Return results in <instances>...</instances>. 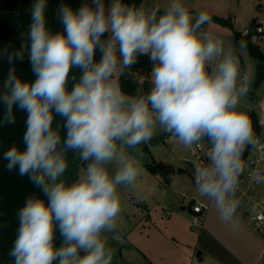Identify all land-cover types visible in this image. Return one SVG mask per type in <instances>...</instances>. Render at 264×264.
<instances>
[{"label":"clouds","instance_id":"9594fccd","mask_svg":"<svg viewBox=\"0 0 264 264\" xmlns=\"http://www.w3.org/2000/svg\"><path fill=\"white\" fill-rule=\"evenodd\" d=\"M46 7V0H36L28 33L35 81L24 82L10 69L0 96L7 109L4 122H15L14 105L28 113L26 150H7V169L18 166L49 201L29 197L19 211L10 252L14 264H112L114 249L106 234L117 231L121 191L136 187L144 171L140 145L151 143L157 129L185 150L208 144L207 163L193 169L195 187L201 198L214 202L220 220L235 227L241 176L249 169L244 153L264 148L250 116L255 110L247 99L250 75L241 69L247 42L226 44L207 30L211 16L194 14L184 0L151 7L111 0L107 11L104 0L78 10L62 5L64 30L55 34L46 27ZM26 47L5 53L9 63L23 61ZM140 55L153 64L152 86L129 96L119 77ZM73 67L82 75L69 91ZM53 110L66 120L63 147L52 127ZM68 149L90 161L72 184L60 179ZM248 176L252 184L264 185V168H250ZM57 226L63 237L58 248Z\"/></svg>","mask_w":264,"mask_h":264},{"label":"rangeland","instance_id":"374dc122","mask_svg":"<svg viewBox=\"0 0 264 264\" xmlns=\"http://www.w3.org/2000/svg\"><path fill=\"white\" fill-rule=\"evenodd\" d=\"M110 2L104 0L106 11ZM154 2L164 0H141L140 5L151 7ZM121 3L126 4L122 0ZM184 3L194 14L206 11L229 18L232 28L241 33L264 8V0H184ZM212 21L207 30L224 39L226 44H234L232 28ZM241 58L242 71L250 75L247 99L255 109L252 112L260 125L259 134L264 138V123L261 124L264 122V80L254 87L257 58L248 51L246 58ZM142 85L147 93L152 86L150 76ZM161 131L164 130L157 129L154 135ZM140 149L143 174L135 188L121 191L122 212L117 231L106 234L108 240L118 242L112 264H189L198 250H201L200 257L209 262H256L260 245L263 246L260 255L264 251V240L239 216L234 218L235 227L221 221L213 202L208 210L210 218L201 225L192 223L191 205L195 201H208L198 195L193 169L185 162L197 164L192 150H185L168 134L159 143L142 144ZM81 161L79 152L75 151L60 179L67 184L76 182L84 169ZM178 167L184 171L179 172ZM210 226L221 234L219 238L213 235Z\"/></svg>","mask_w":264,"mask_h":264},{"label":"trees","instance_id":"16d2710c","mask_svg":"<svg viewBox=\"0 0 264 264\" xmlns=\"http://www.w3.org/2000/svg\"><path fill=\"white\" fill-rule=\"evenodd\" d=\"M91 0H46L47 7L45 9L46 27L55 34L63 32L64 26L61 22L59 9L62 5H66L73 10H78L84 4H91ZM126 5H135L139 7L141 0H122ZM36 0H0V96L7 90L4 88L10 69H14L15 74L24 82L32 83L36 76L32 71L29 60L30 40L29 30L32 20V7ZM212 20L232 28L229 18H223L219 15L208 13ZM234 44L240 40L247 42V51L253 58H257V63H264V53L261 52L254 44L251 43L248 35L235 31L232 28ZM66 35V33H65ZM102 39L107 40L105 33ZM22 45L27 46L24 50L23 61L13 60L10 64L8 55L21 50ZM7 53V54H5ZM102 54L96 51L94 60L99 62ZM242 59V58H241ZM153 64L149 56L140 55L137 62L125 69L119 77L122 91L129 96L136 95L137 91L145 93L143 85L140 83L141 78L146 80L152 71ZM82 70L73 67L70 70L67 88L70 91L76 82L79 81ZM6 106L0 100V264H14V258L10 252L14 246V242L18 236L19 229V211L25 206L29 197L42 199L46 204L49 202L48 197L42 189L36 186L28 175H20L19 167L16 166L11 171L7 169L8 161L4 158V154L11 147L15 146L18 151H25L24 135L27 129L28 113L14 105L12 115L15 119L14 123L4 122L6 115ZM54 130H57L61 136L60 147L67 137V129L64 127L65 118L56 114L53 110ZM253 129L260 131V125L257 123L253 112L250 113ZM74 150H65V159L68 161L73 155ZM90 161H81V166L86 168ZM54 244L58 248L63 244V237L60 235L57 226L54 237ZM53 264H58L54 261Z\"/></svg>","mask_w":264,"mask_h":264},{"label":"built area","instance_id":"2783aa9c","mask_svg":"<svg viewBox=\"0 0 264 264\" xmlns=\"http://www.w3.org/2000/svg\"><path fill=\"white\" fill-rule=\"evenodd\" d=\"M251 27H253V30H250ZM244 34L248 35L250 41L264 53V8L259 10L254 17V21H252L251 25L246 28ZM254 134L256 139L259 141V145H264V138L260 136L259 131L254 130ZM208 147V144L204 142L200 146L192 149V157L195 162L207 163L205 153L208 150ZM243 159L249 165V169H246L244 176H241L240 189L237 194V198L241 200V205L237 214L242 217L252 230L259 234L264 240V185L252 184L248 176V170H250V168H264V148H260L259 150L253 149L249 152L247 151ZM190 163L193 166L192 169H194L193 162ZM254 206L256 210L252 211ZM207 209V203L195 201L191 205V212L193 213L191 219L192 223L195 225H201V218ZM189 264L224 263L209 262L196 256L193 260L191 259ZM254 264H264V251Z\"/></svg>","mask_w":264,"mask_h":264},{"label":"water","instance_id":"95a60500","mask_svg":"<svg viewBox=\"0 0 264 264\" xmlns=\"http://www.w3.org/2000/svg\"><path fill=\"white\" fill-rule=\"evenodd\" d=\"M250 30H253V27L250 28ZM264 80V63H257L255 65V77H254V82L253 85L254 87H258L260 85V83ZM167 135V133H165L164 131H161L158 134H155L153 137V140L151 143H149L150 145H155L157 143H159L160 141H162L164 139V137ZM247 151H245L244 156L246 155ZM186 164L189 167H193L192 164L190 163V161H185ZM177 170L179 172L184 171V169L178 167ZM108 243L113 247L114 249V255H115V247L118 245V242L115 240H108ZM201 254V250H198L196 252V256L200 257Z\"/></svg>","mask_w":264,"mask_h":264},{"label":"crops","instance_id":"0c3cea01","mask_svg":"<svg viewBox=\"0 0 264 264\" xmlns=\"http://www.w3.org/2000/svg\"><path fill=\"white\" fill-rule=\"evenodd\" d=\"M264 6V5H263ZM246 30V29H245ZM245 30H244V32H245ZM243 32V33H244ZM264 122H261V124H263ZM262 126V125H261ZM84 168V167H83ZM202 202H204V203H207L208 204V209L205 211V213L203 214V216H202V222L203 223H205L209 218H210V215H209V209H210V207H211V205L213 204V202L212 201H202ZM209 210V211H208ZM237 216H239L238 214H236ZM240 217V216H239ZM243 221H245L242 217H240ZM246 222V221H245ZM247 223V222H246ZM202 224V223H201ZM248 224V223H247ZM211 227V226H210ZM211 232L213 233V235L216 237V238H219L220 236H221V234H219L218 232H216L215 230H214V228H212L211 227ZM214 237V238H215ZM263 248V246H259V248H258V251H257V254L255 255V260L257 259L256 257H259V255H260V253H261V251L263 250L262 249ZM254 260V261H255ZM191 260H189V262H190Z\"/></svg>","mask_w":264,"mask_h":264}]
</instances>
